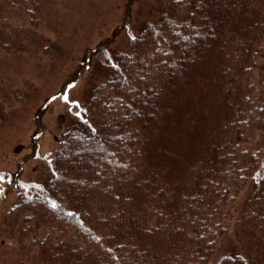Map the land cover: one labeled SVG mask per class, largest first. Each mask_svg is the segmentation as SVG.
Returning a JSON list of instances; mask_svg holds the SVG:
<instances>
[{"label":"trees","instance_id":"16d2710c","mask_svg":"<svg viewBox=\"0 0 264 264\" xmlns=\"http://www.w3.org/2000/svg\"><path fill=\"white\" fill-rule=\"evenodd\" d=\"M154 6L2 216L26 264H264V0ZM44 41L0 22V50Z\"/></svg>","mask_w":264,"mask_h":264},{"label":"rangeland","instance_id":"374dc122","mask_svg":"<svg viewBox=\"0 0 264 264\" xmlns=\"http://www.w3.org/2000/svg\"><path fill=\"white\" fill-rule=\"evenodd\" d=\"M37 2L38 20L31 22L23 9L0 0V22L34 28L45 40L27 51L0 50V264H26L28 244L3 214L17 194L40 184L43 162L79 112L82 95L155 8L153 0Z\"/></svg>","mask_w":264,"mask_h":264},{"label":"snow or ice","instance_id":"6c2138e0","mask_svg":"<svg viewBox=\"0 0 264 264\" xmlns=\"http://www.w3.org/2000/svg\"><path fill=\"white\" fill-rule=\"evenodd\" d=\"M64 99H65V100L68 99L67 95H65ZM77 115H79V112L77 113ZM3 179H4V176H3L2 174H0V180H3ZM0 191H2V189H0ZM51 207H52V208H56V207H57L56 203L53 202V203L51 204ZM69 215H73V214H72V213H69ZM97 239H99V238H97Z\"/></svg>","mask_w":264,"mask_h":264}]
</instances>
